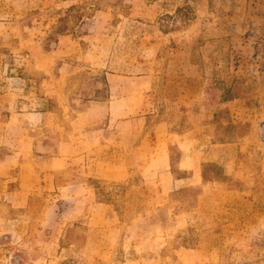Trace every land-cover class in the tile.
<instances>
[{
    "label": "rangeland",
    "instance_id": "1",
    "mask_svg": "<svg viewBox=\"0 0 264 264\" xmlns=\"http://www.w3.org/2000/svg\"><path fill=\"white\" fill-rule=\"evenodd\" d=\"M0 264H264V0H0Z\"/></svg>",
    "mask_w": 264,
    "mask_h": 264
},
{
    "label": "crops",
    "instance_id": "2",
    "mask_svg": "<svg viewBox=\"0 0 264 264\" xmlns=\"http://www.w3.org/2000/svg\"><path fill=\"white\" fill-rule=\"evenodd\" d=\"M185 179H187L186 181H188L189 177H186ZM189 183V182H188Z\"/></svg>",
    "mask_w": 264,
    "mask_h": 264
}]
</instances>
